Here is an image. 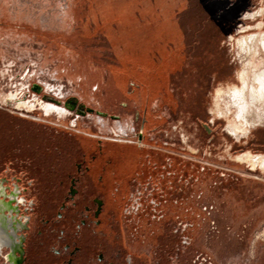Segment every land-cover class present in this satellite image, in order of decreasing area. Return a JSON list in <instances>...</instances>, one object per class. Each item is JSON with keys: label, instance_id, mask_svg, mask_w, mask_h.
I'll return each instance as SVG.
<instances>
[{"label": "rangeland", "instance_id": "374dc122", "mask_svg": "<svg viewBox=\"0 0 264 264\" xmlns=\"http://www.w3.org/2000/svg\"><path fill=\"white\" fill-rule=\"evenodd\" d=\"M262 36L264 0H0V183L30 217L24 264L82 161L77 198L105 187L117 202L113 264H264V174L234 159L264 153L248 95ZM232 86L246 101L223 95L229 116H260L239 140L211 113ZM10 92L33 109L2 102ZM44 96L67 113L45 114Z\"/></svg>", "mask_w": 264, "mask_h": 264}, {"label": "flooded vegetation", "instance_id": "af4514ba", "mask_svg": "<svg viewBox=\"0 0 264 264\" xmlns=\"http://www.w3.org/2000/svg\"><path fill=\"white\" fill-rule=\"evenodd\" d=\"M237 44L239 45L238 42ZM49 88L50 87L47 88L48 91H50ZM233 88L234 86L227 87V90L221 88L216 89L211 113L217 117H225L227 119L226 131L236 140H239L243 137H246L250 131V128L258 125L260 122L257 124L252 122L249 123V121H245L246 118L243 119L240 116L236 118L238 111L232 118L229 116L230 113H228V110L223 109L221 97L226 95L230 89L231 90L228 92V96L235 97L234 92L236 90H232ZM33 89L36 90L35 92L40 93L37 86H33ZM19 95V92H10L9 94L2 96L1 100L4 103H12L17 108L24 109L25 111L32 110L34 105L31 103V100L26 101L24 97H19ZM43 99L45 101H41L40 106L45 114L53 112L58 117H62L67 113L66 108L59 107L58 102L53 97L51 98L49 96H44ZM72 103L73 102L69 101L67 106L71 107ZM83 109V106H79L77 110L78 112H81ZM138 143L141 144L142 142L139 140ZM234 159L238 162L247 164L252 170L259 168L264 174V153L252 154L250 152H244L236 155ZM74 169V174L67 175L68 179L66 180L65 196L64 200L62 201L63 203H69L71 207H75L77 201L79 200L77 197L80 194V179L82 175L89 171V167L85 161H82L75 163ZM61 184H63V182H61ZM18 194L19 192L17 187L15 190H11V192L8 193L4 186L0 183V260L2 261V264L3 262L4 264H24L26 261V259L23 257L25 255V244L28 233H25L24 236L20 232L22 230H30L28 226L30 224V217H27L26 223H24V221L19 218V206L21 205V202H19ZM89 202L91 206L85 207L82 210V217L80 218L77 227L92 226L93 228H96L101 224L100 215L103 210L102 197L95 195L90 198ZM63 208L64 206H61L60 209L62 210ZM61 218L62 213L59 212L57 214V219L60 220ZM47 222L48 221H46V223ZM58 232L62 236V234L65 233V229L62 228ZM37 233H40V231ZM66 247H68V245ZM77 249H79L78 246L74 247L70 253L73 254ZM55 253H58V250H56ZM96 261H99L103 264H113L112 259L105 257L102 253L96 256ZM60 264L77 263L73 257H70L68 260H65Z\"/></svg>", "mask_w": 264, "mask_h": 264}, {"label": "crops", "instance_id": "0c3cea01", "mask_svg": "<svg viewBox=\"0 0 264 264\" xmlns=\"http://www.w3.org/2000/svg\"><path fill=\"white\" fill-rule=\"evenodd\" d=\"M101 176V175H97ZM109 181V190L112 189V182ZM128 181L126 180L124 185ZM105 200H103V210L100 215V226L93 228L92 226L77 227L82 210L85 207L91 206L89 201L78 200L75 207H71L69 203L61 202L56 207L54 218L42 219V229L40 233L33 236V242L38 248V254L32 260L34 264H60L70 257L75 259V262L81 259L82 264H103L96 261V256L102 253L105 257L110 258L112 249L113 237L117 236L119 211L117 202L110 199L113 197L104 187ZM104 193V192H103ZM98 196V195H97ZM61 206L64 208L61 210ZM62 213V218L57 219V214ZM46 221H48L46 223ZM65 229L62 236L59 234L60 229ZM45 232V235H43ZM32 238V236H30ZM68 245V247H66ZM79 247L73 254L70 253L74 247ZM58 250V253H55ZM81 251V254H80ZM111 259V258H110ZM78 264V263H77Z\"/></svg>", "mask_w": 264, "mask_h": 264}, {"label": "bare ground", "instance_id": "6f19581e", "mask_svg": "<svg viewBox=\"0 0 264 264\" xmlns=\"http://www.w3.org/2000/svg\"><path fill=\"white\" fill-rule=\"evenodd\" d=\"M258 37V35H257ZM258 43L255 42V39L253 37H245L242 41L239 42V45L241 49L245 48L248 49L249 51H252V49H254L252 52H255L257 50H255V45H261L263 47L264 50V36H262L260 39H258ZM258 45H256V49L258 47ZM254 83L258 84V88L255 90H251L249 92V100L252 104V106H255L256 103H259L261 106H264V71L259 72V73H255V77H254ZM234 96L237 99V103H239V101L241 102V100L246 101V95H245V91H235L234 92ZM253 123H256L257 121V116L253 115Z\"/></svg>", "mask_w": 264, "mask_h": 264}, {"label": "built area", "instance_id": "2783aa9c", "mask_svg": "<svg viewBox=\"0 0 264 264\" xmlns=\"http://www.w3.org/2000/svg\"><path fill=\"white\" fill-rule=\"evenodd\" d=\"M32 90H33V89H32ZM27 92H29V90H28ZM136 193L138 194L139 192L136 191ZM125 198H126V197H124L123 200H124ZM123 200H122V201H123ZM139 200H140V199H139ZM122 201H120V202L118 203V206H119V205L121 206ZM150 203L153 204V201L150 202ZM129 223H130V222H129ZM124 264H131L129 257L125 258Z\"/></svg>", "mask_w": 264, "mask_h": 264}, {"label": "trees", "instance_id": "16d2710c", "mask_svg": "<svg viewBox=\"0 0 264 264\" xmlns=\"http://www.w3.org/2000/svg\"><path fill=\"white\" fill-rule=\"evenodd\" d=\"M59 193H60V192H59ZM64 193H65V192H64ZM64 195H65V194H64ZM59 196L61 197V193L59 194ZM63 199H64V196L61 197V198H59L58 201H57V203L60 202V201H62Z\"/></svg>", "mask_w": 264, "mask_h": 264}]
</instances>
